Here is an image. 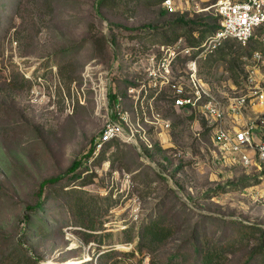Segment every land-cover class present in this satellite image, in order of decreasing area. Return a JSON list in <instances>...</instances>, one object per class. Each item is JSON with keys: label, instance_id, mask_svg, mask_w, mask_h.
I'll list each match as a JSON object with an SVG mask.
<instances>
[{"label": "rangeland", "instance_id": "rangeland-1", "mask_svg": "<svg viewBox=\"0 0 264 264\" xmlns=\"http://www.w3.org/2000/svg\"><path fill=\"white\" fill-rule=\"evenodd\" d=\"M216 1L0 0V264H174L179 254L192 264L189 246L204 237L229 245L219 264H264V167L220 159L200 111L172 102L171 84L188 91L195 54L185 50L218 26ZM173 20L181 37L166 45L159 34ZM168 46L176 57L166 73L157 64ZM246 50L229 41L197 58L215 101L264 87V45ZM242 117L264 138V110ZM117 121L122 136L103 161L99 134ZM75 190L102 208L93 233L60 208ZM41 199L46 226L33 233L30 207ZM154 221L169 232L143 245Z\"/></svg>", "mask_w": 264, "mask_h": 264}, {"label": "built area", "instance_id": "built-area-1", "mask_svg": "<svg viewBox=\"0 0 264 264\" xmlns=\"http://www.w3.org/2000/svg\"><path fill=\"white\" fill-rule=\"evenodd\" d=\"M163 4L170 7L171 0H164ZM212 7L218 17V29L199 46L185 50L187 54L190 51L195 54L188 64V91L171 84L174 92L172 102L178 110L200 111L206 117L212 129L214 150L223 160L227 159L228 162L242 166L255 164L261 169L264 167V138L258 135L255 123L243 120L242 110L249 106L264 110V87H249L245 94L230 97L225 103L215 101L208 85L197 75L196 60L213 52L225 42L231 41L244 46L251 38L253 30L264 25V0H217ZM261 40L264 42V36ZM162 52L164 53L157 64V70L167 73L176 52L169 46L162 48ZM254 57L258 59L260 54L256 52ZM151 62H154V58H151ZM163 78L169 82L167 76L164 75ZM123 121L126 122L125 119ZM121 125L119 121L108 124L99 134L97 147L122 136Z\"/></svg>", "mask_w": 264, "mask_h": 264}, {"label": "trees", "instance_id": "trees-1", "mask_svg": "<svg viewBox=\"0 0 264 264\" xmlns=\"http://www.w3.org/2000/svg\"><path fill=\"white\" fill-rule=\"evenodd\" d=\"M108 2V0H103ZM155 1H160L163 2V0H155ZM5 8V6H4ZM3 8V9H4ZM214 15V20H217L218 17ZM185 26H187V24H184ZM169 26H171L170 29L164 30L162 31L159 35L162 37V39L165 40L166 45H169V43L177 40L178 38L181 37V34L179 33V27L177 26V23L174 22V20L172 21V23L169 24ZM152 32L156 31V35L158 34L157 31H159L156 28H151ZM218 29L217 24L212 25V26H206V29H203L200 31L199 36L202 38L204 35H206L207 33H213ZM193 29L189 28L188 32L190 34L193 33ZM262 33H264V25H260L258 27H256L253 30L252 36L249 39V41L242 47H244V49L246 50H252L254 48H262V45H264V42H262L261 38L258 37L260 36ZM170 35V38H167V35ZM260 34V35H259ZM143 40L146 39L147 37L145 36V34L141 35V37ZM199 38H197V41L194 40V42L190 43L192 46L198 44ZM235 43V42H234ZM238 44V43H236ZM240 45V44H238ZM246 50V51H247ZM224 53V52H223ZM256 53V52H255ZM254 53V54H255ZM260 53V52H258ZM72 54H67V52H63L61 55L60 59L63 58H67V57H71ZM111 100L113 101V103H115L117 100L115 98V96H111ZM183 111V113H188L191 111L189 110H180ZM202 116V115H201ZM205 120L206 117L202 116ZM209 127L211 128V126L209 125ZM213 145V142H212ZM103 148L101 150V152L97 155L99 156V158L102 156L104 157L106 150L109 147H111V142H107L104 143ZM101 146V147H102ZM214 149V147H213ZM215 151V150H214ZM93 152H90V154H92ZM220 159H222L221 157H219ZM104 159V158H102ZM103 161H106L105 159ZM80 167V162H74L71 166V168L69 169L70 174L76 172L77 169H79ZM78 181L79 184V180L81 181V184H79L80 186H85L86 182H84L83 180H81V176L80 175H75L73 176L70 181ZM56 179L51 178L49 180H46L44 182L45 184L48 183H55ZM77 183V182H75ZM75 186H78L77 184H73ZM78 191L80 190H75L74 194H68L65 195L60 201V208L62 209V211H64V213H66L68 218H72L73 222L75 224H78L81 227H84L86 229H89V234L93 233V231L96 230L97 227V222L94 220L95 218H98V216L101 215L102 213V208L100 207H95L92 206L90 204H85L83 203L82 198L78 195ZM50 195H52V197H57V193L56 192H49L47 193V197H50ZM45 198V197H44ZM45 204L47 205V203L43 202V200L41 199L40 201H37L33 206L30 207V211H31V215L29 218L32 219V222L30 223L29 228H31L32 230L30 232L33 233H37L36 230V226L37 223L40 224V227H44L46 226L45 224V218H47V216L44 213V209L45 208ZM50 209V208H48ZM101 212V213H100ZM26 218H28V216H26ZM34 220V221H33ZM38 229V228H37ZM169 232V227L161 222L158 221H154L153 223H151L149 226L145 227L141 232H140V236L142 237V240H140V243H143V245H147L149 243H154V242H160L163 238H165L167 236V233ZM139 234V232H138ZM207 240L206 237H204V240H200L199 242H197L196 240H194L191 244H190V248L192 251V255L195 258V262L192 264H219L221 259H222V252L227 249L229 247L228 244H226L225 242H223V240H218L212 244H210ZM104 256H109L111 255L110 251L105 252ZM187 257L184 254H179L177 256L176 259H174V264H182V261H186ZM108 261V260H107Z\"/></svg>", "mask_w": 264, "mask_h": 264}]
</instances>
